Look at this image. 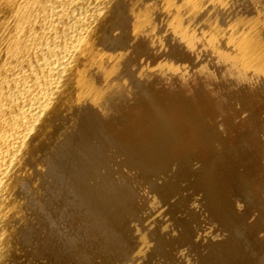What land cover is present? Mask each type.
I'll return each instance as SVG.
<instances>
[{
  "label": "bare ground",
  "instance_id": "1",
  "mask_svg": "<svg viewBox=\"0 0 264 264\" xmlns=\"http://www.w3.org/2000/svg\"><path fill=\"white\" fill-rule=\"evenodd\" d=\"M255 99L264 0H0V264H264Z\"/></svg>",
  "mask_w": 264,
  "mask_h": 264
},
{
  "label": "rangeland",
  "instance_id": "2",
  "mask_svg": "<svg viewBox=\"0 0 264 264\" xmlns=\"http://www.w3.org/2000/svg\"><path fill=\"white\" fill-rule=\"evenodd\" d=\"M189 73L190 71L187 72L188 76L192 74ZM256 99L253 100L254 102L252 101L250 103L251 108L256 112L255 120L254 118L249 116L247 112L238 113L237 115H235L233 121H228L222 115H219V113H215L213 111H210V114L213 118V122L217 125H220L218 126L220 138L228 144L239 142V140L241 139L240 135L249 137L252 127H257L261 132L260 141L257 143V154L260 159V165L255 168V172H257L259 180L257 179L254 187L255 190L257 192H260L264 197V101ZM193 144L196 147L197 160L203 161L204 159H207V157L210 155L208 147L203 144H195L194 142ZM258 236L264 242V229L258 232Z\"/></svg>",
  "mask_w": 264,
  "mask_h": 264
}]
</instances>
